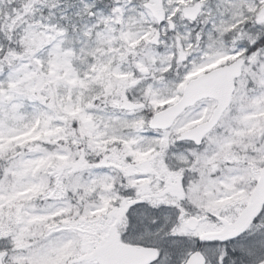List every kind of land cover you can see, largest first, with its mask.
<instances>
[{
	"label": "snow or ice",
	"instance_id": "snow-or-ice-1",
	"mask_svg": "<svg viewBox=\"0 0 264 264\" xmlns=\"http://www.w3.org/2000/svg\"><path fill=\"white\" fill-rule=\"evenodd\" d=\"M0 264H264V0H0Z\"/></svg>",
	"mask_w": 264,
	"mask_h": 264
}]
</instances>
